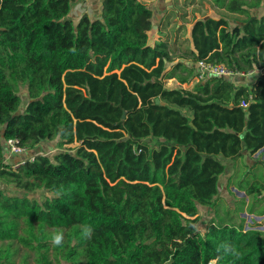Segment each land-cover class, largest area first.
Masks as SVG:
<instances>
[{"label": "trees", "instance_id": "1", "mask_svg": "<svg viewBox=\"0 0 264 264\" xmlns=\"http://www.w3.org/2000/svg\"><path fill=\"white\" fill-rule=\"evenodd\" d=\"M93 1L98 15L75 21L89 0H0V264H264L245 200L234 212L220 195L222 159L264 148V0H201L215 16L196 19L179 54L150 43L143 0ZM199 62L233 75L167 88L190 84ZM9 139L60 150L14 170ZM241 174L247 213L264 216V162Z\"/></svg>", "mask_w": 264, "mask_h": 264}, {"label": "rangeland", "instance_id": "2", "mask_svg": "<svg viewBox=\"0 0 264 264\" xmlns=\"http://www.w3.org/2000/svg\"><path fill=\"white\" fill-rule=\"evenodd\" d=\"M193 0H164V3L166 4H170V3H174L175 5H177V9L178 12H176V8H169L168 5L165 6V9L162 10V12H165V14H163V18H162V22L165 23L164 25V30L167 33V36H169V43L172 47V49L174 50L175 54H179V51L182 47V43L184 41L187 40L186 35L189 32V28H190V24L195 20V18H200V17H204L207 15H212L215 16V12L212 9L211 5L209 3H205V4H200L201 0H196V2L198 4L193 5L192 4ZM151 5H156L155 2H157L156 0H152L151 1ZM159 2V0H158ZM155 3V4H153ZM97 5V4H96ZM94 1L92 2V0H89L88 3L85 4H81L80 6H75L71 15V18L73 20H78V18L84 14V13H89L90 17H94L98 15V11ZM194 6V7H191ZM188 8V9H187ZM190 8V9H189ZM160 12V13H162ZM159 14H157V12L155 11V18L153 21V27L155 28V25H158V21L157 20V16ZM152 28L149 36H150V43L154 44L155 41L157 40V37H159V32L158 30ZM169 30V31H168ZM170 33L172 34L170 36ZM164 38H166V36H164ZM159 40V39H158ZM172 85H176V84H167V88H173ZM20 95L23 99V103H26L27 97L25 96V90L22 89L20 92ZM150 146H154V142L151 141ZM60 150V147L58 145V142L56 141H47L44 142L42 144H40L35 150L30 151L27 150L28 152L19 155V156H12V157H8L7 153H5L6 155V161L10 164H15L19 161H25L26 159H28V155L30 156H34V154L37 153H41L44 155H48L50 157H52V155L54 153H56L57 151ZM223 163L226 165V173L225 175L221 178V192L220 195L221 197L224 199L225 203L232 208V211H236L235 208H238L237 206L241 204L242 200L246 201V196L244 194H240L238 192H235V187L232 184L231 180H230V176L231 173L233 172V166H234V162H232V160L228 159H222ZM246 171V170H245ZM244 172V168H240L238 170V177L241 176L240 173ZM238 178L235 179V181L237 182ZM5 191H10L12 193H16L19 195H24L25 193H23V191L21 190H14L11 186L8 187H4ZM46 195L45 191L39 190L38 192L35 193V196L41 200L44 196ZM235 207V208H233ZM246 209V208H245ZM213 211H211V209L209 208H201V212H200V220L198 223V227L202 230H204V228L207 226L208 222L210 221L211 217L213 216ZM239 216H242L246 219V227L248 228V224H251V219L253 218L252 214L243 212V213H239ZM255 220L256 223L260 224L259 227H254V228H258L261 230H264V217H259V218H253ZM248 223V224H247ZM250 227V225H249ZM214 264V262H213Z\"/></svg>", "mask_w": 264, "mask_h": 264}, {"label": "crops", "instance_id": "3", "mask_svg": "<svg viewBox=\"0 0 264 264\" xmlns=\"http://www.w3.org/2000/svg\"><path fill=\"white\" fill-rule=\"evenodd\" d=\"M144 2H146L147 4H149V3H151L152 4V0H143ZM157 2H155L156 3V5H151V4H149L153 9H154V11H156L157 12V14H159L158 16H157V20L156 21H158V25H155L156 27L154 28V29H156V30H158L159 31V37H157V40L158 39H160L161 37L162 38H164V36H166V38H164V39H166V40H168L169 41V36H167V33H166V31H163L162 32V30H164V25H165V23H163L162 22V18L164 17L163 16V14H165V12H162V10L163 9H165V6L166 5H168L169 6V8H171V9H173V8H176L177 7V5H175L174 3H170V4H165L164 3V0H159V2H158V0H156ZM170 1H172V0H170ZM155 3H153V4H155ZM191 7H194V6H191ZM188 9V8H187ZM190 9V8H189ZM160 12H162V13H160ZM176 12H178V9L176 8ZM205 17V16H204ZM155 18V17H154ZM196 19L197 18H195V20L190 24V27H191V25L196 21ZM189 31H190V28L188 29ZM169 31V30H168ZM172 34L170 33V36H171ZM186 38L188 39L189 38V32H188V34L186 35ZM242 81V83L244 84V82L246 83L248 80H246V79H243V80H241ZM197 82H199V81H196L195 80V78H193V80H192V82H190V84H185V85H181V84H179V83H177L175 80H168L167 82H166V85L167 84H176V85H172L173 86V88L171 87L170 89H174V88H180V89H192L193 88V86L197 83ZM226 160H228V159H226ZM254 161H263L264 162V148H262L259 152H257L255 155H253V157L252 158H250V157H244L243 159H238V160H232V162H234V166H233V172L231 173V175H229L230 176V180H231V182H232V184L234 185V187H235V192H238V193H240V194H244V193H242V192H239L237 189H236V186L239 184V182L242 180V174H241V176L240 177H238V170L240 169V168H244V171L245 170H247L248 169V166H252L253 164H254ZM223 177V176H222ZM221 177V178H222ZM236 178H238V180H237V182L235 181V179ZM220 187H221V180H220ZM220 192H221V188H220ZM246 206L244 207V212H246L247 213V204H249V199L248 198H246ZM233 208H235V207H233ZM246 208V209H245ZM253 216H256V215H253ZM258 217H264V216H258Z\"/></svg>", "mask_w": 264, "mask_h": 264}, {"label": "built area", "instance_id": "4", "mask_svg": "<svg viewBox=\"0 0 264 264\" xmlns=\"http://www.w3.org/2000/svg\"><path fill=\"white\" fill-rule=\"evenodd\" d=\"M206 75L230 77L231 75H233V73L229 69H227L225 67V65H215V64H211V63L199 62L198 67H197V71H196L195 80L200 81V80L204 79ZM241 76L243 78L245 77V75L243 73H241ZM251 100H252V96H250V101ZM250 101H243L241 103V106L244 108H247L249 106ZM6 147H7V149H6L7 155L9 158L12 156L13 157L19 156V155H22V154L27 152V148L21 146L20 141L18 139L7 140L6 141ZM34 158L35 157L32 156L29 158V160L32 162V161H34ZM27 161H28V159H26L25 161H19L15 164H11L12 168L14 170H17L21 165L25 164ZM253 218H259V217L253 216ZM253 218L251 219V224H253V221H255ZM251 224H248L247 229L250 228L249 225H251ZM255 229H258V228H255ZM210 264H213V262Z\"/></svg>", "mask_w": 264, "mask_h": 264}, {"label": "clouds", "instance_id": "5", "mask_svg": "<svg viewBox=\"0 0 264 264\" xmlns=\"http://www.w3.org/2000/svg\"><path fill=\"white\" fill-rule=\"evenodd\" d=\"M94 229L91 226H84L82 228V236L84 239H90L91 236L93 235ZM51 242L54 246L56 247H60L63 245L64 243V234L62 230H57L52 238H51ZM219 251V249H218ZM223 252L224 254H230L233 257H235L236 259L241 258V253L236 249V247L234 245H224L223 246Z\"/></svg>", "mask_w": 264, "mask_h": 264}, {"label": "water", "instance_id": "6", "mask_svg": "<svg viewBox=\"0 0 264 264\" xmlns=\"http://www.w3.org/2000/svg\"><path fill=\"white\" fill-rule=\"evenodd\" d=\"M156 102H159V100H157Z\"/></svg>", "mask_w": 264, "mask_h": 264}]
</instances>
